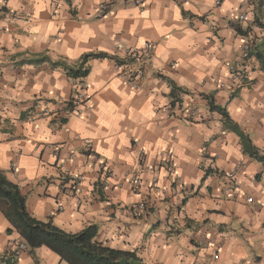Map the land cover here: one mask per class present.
I'll return each mask as SVG.
<instances>
[{
    "label": "clouds",
    "instance_id": "9594fccd",
    "mask_svg": "<svg viewBox=\"0 0 264 264\" xmlns=\"http://www.w3.org/2000/svg\"><path fill=\"white\" fill-rule=\"evenodd\" d=\"M0 193V264H264V0H0Z\"/></svg>",
    "mask_w": 264,
    "mask_h": 264
},
{
    "label": "trees",
    "instance_id": "16d2710c",
    "mask_svg": "<svg viewBox=\"0 0 264 264\" xmlns=\"http://www.w3.org/2000/svg\"><path fill=\"white\" fill-rule=\"evenodd\" d=\"M0 198H6V194L4 193H0ZM18 219H21V217H18ZM93 228H95V226H93ZM26 230L29 232V234H32L35 230L31 227V225H26ZM94 237V232L90 235H86L82 241V248L83 251L81 250V248H77L74 245H68V244H64L62 246L64 247H68L69 250L71 251L72 255L77 256L80 258L82 264H97L98 260L101 261L102 264V256L101 257H97L96 255V249H90L88 247V242L90 239H92ZM51 238V237H49ZM101 253H104V249H100L99 250ZM129 264H131V262H129Z\"/></svg>",
    "mask_w": 264,
    "mask_h": 264
},
{
    "label": "crops",
    "instance_id": "0c3cea01",
    "mask_svg": "<svg viewBox=\"0 0 264 264\" xmlns=\"http://www.w3.org/2000/svg\"><path fill=\"white\" fill-rule=\"evenodd\" d=\"M4 11H7V9H4ZM21 63H23V61L21 62ZM209 174H211V172H209ZM211 189H209V191H210Z\"/></svg>",
    "mask_w": 264,
    "mask_h": 264
}]
</instances>
